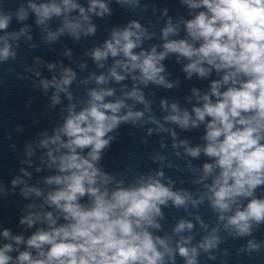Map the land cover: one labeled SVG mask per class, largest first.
<instances>
[{
  "label": "water",
  "instance_id": "1",
  "mask_svg": "<svg viewBox=\"0 0 264 264\" xmlns=\"http://www.w3.org/2000/svg\"><path fill=\"white\" fill-rule=\"evenodd\" d=\"M53 3L60 6L61 14L37 23L38 16L29 5ZM72 3L78 7L65 11L63 0H0V18L8 17L7 27L0 29V52L7 47L9 53L7 58L0 56V249L11 245L12 250L6 253L12 258L9 264H19L17 258L23 252H29L33 259H45L51 245L36 249L28 246V239L38 231H51L68 223L62 211L47 199L63 187L49 184L48 179L69 174L59 171L60 157L70 154L61 146L70 138L60 129L70 115L91 107L93 91L109 90L112 95L96 103L122 102L123 106L115 114L104 110L107 115H142L122 120L105 135L108 145L101 150L99 160L91 162L109 181L101 184L98 178L95 186L111 193L117 188L139 187L142 181L152 178L185 197L182 205L172 200L159 205L160 214L154 217L158 227L146 226L154 238L165 242L156 245L162 254L159 264H188L190 258L195 264H264V221H250V231L245 235L228 223L250 201L264 200V184L257 185L250 196L230 201L228 211L213 206L212 188L221 170L217 158L204 152L209 143L205 139L207 125L212 118L205 116L199 121L193 111L203 108L204 96L211 103L220 99L212 94L213 82H220V93L239 87V83L223 82L229 70L217 71L205 62L201 66L208 69L206 76L195 72L189 76L184 68L191 61L167 53L157 65L163 66L157 77H162L163 83H156L145 81L140 69L133 68L123 52L118 51L116 56L109 52L99 61L93 57L96 49L106 50L105 42L111 41L114 30L129 29L133 22L140 25L139 29L130 28L139 36L134 55L151 54L153 48L158 55L171 41L186 40L198 47L201 41L191 39L186 22L207 9L190 8L184 0H98L108 8L98 15L102 12L98 6L89 10L92 0ZM21 8L23 19L18 17ZM66 22L80 27L73 33ZM169 25L175 31L165 38L163 30ZM89 27L94 31L88 32ZM132 39L136 41V36ZM69 70L70 83L65 85L62 81L69 77ZM113 71L123 79L117 80ZM101 76L104 80L98 82ZM172 105H176L175 110ZM185 112L190 117L186 128L166 119L173 115L182 118ZM191 120H196V126ZM56 135L60 140L53 143ZM260 142L264 144V139ZM193 148L200 149L198 156L189 154L188 149ZM90 151V147L76 149L78 155L88 159ZM205 164L213 165L210 173H205ZM78 202L90 206L92 198L86 194ZM48 213L56 220L55 225L47 220ZM26 218L32 220L31 225ZM181 222L192 227L177 232ZM5 230L7 237L3 235ZM18 236L22 237L20 243L15 240ZM208 238H215L214 246L205 249L202 245ZM180 248L188 249V256H182Z\"/></svg>",
  "mask_w": 264,
  "mask_h": 264
},
{
  "label": "clouds",
  "instance_id": "2",
  "mask_svg": "<svg viewBox=\"0 0 264 264\" xmlns=\"http://www.w3.org/2000/svg\"><path fill=\"white\" fill-rule=\"evenodd\" d=\"M190 8L203 7L207 12H200L194 19L186 22L188 35L193 41H201L198 47L186 40L171 41L164 44L165 52L156 54L153 48L151 54L141 53L134 55L132 50L137 46L139 36L130 28L139 29L140 25L133 22L129 29L114 30L111 41L105 42L104 51L96 49L93 57L97 61L105 58L110 52L116 56L118 51L123 52L132 62L133 68H139L145 81L163 83V78L157 79L163 71V66H157L167 53H177L188 58L184 71L189 76L193 72L204 77L208 69L203 63L213 66L217 71L229 70L223 76V82L239 83V87H229L227 91H218L220 82H213L212 94L220 97L216 103H211L208 96H204L203 108H194L196 119L204 121L205 116L212 120L207 125L205 139L209 142L204 148L206 155L215 157L216 165L220 168V175L215 179L212 191L214 192L213 206L220 211L230 209V201L235 202L238 196H250L257 185L264 184V0H184ZM65 11L75 9L77 4L72 0H63ZM37 14V23L55 14H61L60 6L56 4L29 5ZM99 7L102 15L108 11L103 3L92 0L89 10ZM83 14L84 9L80 8ZM24 9L18 12L23 19ZM87 19V17H84ZM8 17L0 18V29L6 28ZM73 33L80 27L78 23L65 25ZM94 28L89 27L88 32ZM175 29L169 25L163 30L165 38ZM136 36V41L132 39ZM7 47L0 52V56L7 58ZM141 57L143 59L141 60ZM127 65H125L126 67ZM117 80L123 79L115 71L112 72ZM69 77L62 83L69 84ZM245 78V79H241ZM104 77L98 78L103 82ZM171 87V85H168ZM47 87V84H45ZM59 87V86H58ZM195 91V90H194ZM107 92L93 91L92 105L78 115H70L60 131L70 139L61 146L70 150V154L60 157L59 171L69 173L48 179L49 184L63 185L62 188L48 195V202L62 211L67 224L53 227L51 231H38L28 239L29 247L40 249L43 245H51L45 259H33L29 252H23L17 258L19 264H159L162 254L156 245H164L159 237L154 238L147 231L146 226H157L154 217L160 214L159 205L172 200L175 205L185 203V197L171 191L159 181L149 178L141 182L139 187L117 188L111 193L107 189L101 191L97 179L101 184H107L109 177L102 174L91 161L100 158V152L109 141L105 135L112 131L123 120L139 117L142 113L129 112L118 117L107 115L104 110L117 113L123 106L117 103H96L102 101ZM133 96L136 93H132ZM140 99V97H137ZM176 109V105H172ZM181 127H188L190 117L187 112L181 118L179 115L167 117ZM196 126V120H191ZM221 137H223L221 139ZM60 140L56 135L53 143ZM47 143V142H45ZM90 147L88 158L77 154L76 149ZM193 157L200 153L199 148L188 149ZM213 165L205 164V173H210ZM231 181V183H230ZM16 183V181H13ZM35 191V190H33ZM92 198L90 206L80 204L79 198L85 195ZM37 195L39 192L37 191ZM50 225L56 220L52 214L46 215ZM29 225L30 218H26ZM250 221L257 223L264 221V200L254 199L243 210H237L228 223L234 226L240 235L248 234L251 228ZM22 220L21 223H24ZM191 224L181 222L177 225L179 232ZM3 235L7 237L8 231ZM215 238L206 239L202 245L205 249L214 246ZM20 243L22 237H15ZM250 246L251 242H250ZM11 245L0 249V264H9L12 259L6 255L11 251ZM182 256H188V249L180 248ZM195 249H193V257ZM41 256L45 253L41 252ZM188 264H195L194 258Z\"/></svg>",
  "mask_w": 264,
  "mask_h": 264
}]
</instances>
